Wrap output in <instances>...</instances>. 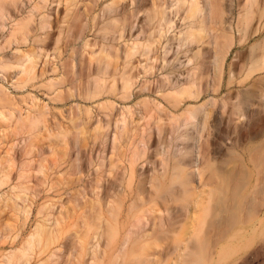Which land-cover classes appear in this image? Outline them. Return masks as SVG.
I'll list each match as a JSON object with an SVG mask.
<instances>
[{"label": "bare ground", "instance_id": "obj_1", "mask_svg": "<svg viewBox=\"0 0 264 264\" xmlns=\"http://www.w3.org/2000/svg\"><path fill=\"white\" fill-rule=\"evenodd\" d=\"M2 1L0 0V14L3 13V2L6 0ZM12 1L16 7L13 10L14 17L10 18L8 32L0 43V72L4 73L6 70L8 72V69L16 71L12 81L15 90H24L29 85L35 86L39 83V87L47 89L48 93L54 95L55 101L65 99L63 93L65 87L69 88L73 96V76L75 77L77 72L73 69L74 72L72 71L70 76L63 70L59 73V77L56 75L54 78L43 80L44 73L39 74L37 70L39 59H45L44 65L50 64L51 54L47 49L50 43L59 46V42L63 40L65 46L73 48L76 39L84 34L83 23L86 20L93 22V27L103 36L113 34L122 39L126 28L131 25L130 19L137 18V15L143 12L151 29L158 30L157 37H159L151 33L149 39L144 38L147 40L146 43L138 39L134 40L127 45L122 54L115 47L108 50L103 48L98 52H87L88 62L84 63L82 58L80 60L83 67L85 65L89 68V76L95 75L96 78L92 90L85 96L90 100L110 95L125 102L130 101L134 86L141 75L138 67H134V58L140 54L145 57L146 63L150 61V68H148L149 64L142 67L143 73L148 74L149 69L152 71L156 68L155 62L159 60L160 39L172 31L175 32L176 41H179L177 51L179 48L188 47L187 65H190L183 82H179L181 75L174 78L181 85L178 84L179 86L165 95L166 100H172L173 103L170 102L172 107L177 109L184 100H198L200 95L202 96L204 91L202 94L198 93L194 87L197 80L205 73L208 78L206 89L209 92L216 90L224 73L230 48L236 42L232 21H225L226 12L217 0H148L149 2L127 0V3H123L126 0H111L105 5L104 0ZM250 2V9L252 7L254 9L252 2L261 5L260 17L252 26V33L260 34L264 31V1L250 0ZM22 5H28V8L24 10ZM245 15V20L242 18L245 24H251L254 17L248 12ZM177 23L181 24L179 32H176ZM238 31L240 33L243 30L239 28ZM206 35L209 36L211 47L208 61L205 62L200 44L203 43ZM242 39L243 35L239 43ZM28 41L37 46L38 51L21 50L17 47L13 52L16 57L14 62L6 61L5 56H2L4 50L11 45L25 44ZM194 45L196 47L191 49ZM88 48L90 44L87 41L84 43V49ZM164 50V62L167 64L168 54L172 52L173 57L175 47ZM257 60L256 58L255 63ZM94 62L96 67L93 71ZM206 63L207 71L199 74ZM52 71L56 73V67L52 68ZM0 76L3 77L2 74ZM247 102L243 101L244 104ZM142 103L145 105V110L139 119L134 118L131 107L124 106L117 109L115 103L110 100L99 103L98 108L104 118L96 121L93 137L104 142L110 140L113 149L117 147L121 138L144 137L145 123L141 124V122H146L150 113L148 102ZM237 105L241 108L239 104ZM213 106V100L210 99L200 105L188 106L180 113L169 112L172 134H176L177 129L183 127L190 133L184 136L195 141L190 152H178L167 157H164L165 154H156L157 158L159 156L161 158L160 162H157V159L152 160L147 154L142 137L141 147L137 146L131 154L125 155L123 160L118 158L116 161L114 159L117 157L116 154H111L107 163L108 155L103 156L102 164L96 171L105 167L109 172V179L102 180L97 175L92 186L93 199L90 202L89 215L83 221V228L74 234L69 252V256L74 257L77 264H81L85 256H89L90 261L88 260L87 264H137L134 259L137 252L141 256L139 264H152L155 260L154 255L150 253L152 245L169 250L170 255H176L172 263L169 258L163 264H223L226 261L230 263L229 260L235 258L239 252L249 251L260 235L264 236V179H262L264 168L257 166L258 180L262 182L261 192L254 202H247L244 191L252 172V160L247 157L248 154H233L232 167L220 171L221 173L213 169L209 154H201L198 143L208 132L207 126ZM47 109V105H40L37 99L30 95L15 97L0 86V141L10 138L12 143L10 149H22L23 153L0 154V190L9 186L7 197L3 201L0 198L1 208H12L17 212L14 223H0V242L11 237L14 242L17 241L12 251L2 255L0 264H50L57 255L55 249L61 245L57 243L63 233V223L70 213L68 206L61 205L56 213L51 212V206H43L33 222L34 228L22 237L31 214L28 191L30 178L33 177L31 157L34 154L30 153L35 152V140L40 137L39 135L48 131ZM81 114L86 117L85 119H92V112L88 108L83 109ZM63 119L68 120L81 133V137L86 135L85 129L79 130L76 125L77 121H84L82 116L78 119L63 116ZM54 127L55 130L51 131L50 136L59 139L58 143L67 146L71 131L64 128L60 122H55ZM189 154L191 156L187 159ZM68 158L66 147L61 149L51 146L50 156L41 160L36 167L37 176L45 183L47 171L61 169L69 162ZM121 161L127 163L123 172L113 174V170L119 167L118 163ZM206 163L207 166L209 165L208 169L203 166ZM150 164L154 166L152 173L146 170ZM140 165L142 168L138 170ZM209 170L210 176L207 178L206 172ZM226 185L230 188V192L223 199L220 209L210 217L214 190ZM160 197L163 199H160V202L164 201L165 206L158 202ZM158 204L163 209H155ZM172 204L178 205L175 212L171 209ZM218 218H220L217 222L218 227L212 230V224ZM44 252H48L47 260L39 258ZM69 263L71 260L65 262V264Z\"/></svg>", "mask_w": 264, "mask_h": 264}, {"label": "rangeland", "instance_id": "obj_2", "mask_svg": "<svg viewBox=\"0 0 264 264\" xmlns=\"http://www.w3.org/2000/svg\"><path fill=\"white\" fill-rule=\"evenodd\" d=\"M6 1L3 2V13L0 14V43L8 32L11 21L10 18L12 16L14 17L13 10L16 7L12 0H9L8 2ZM217 1L220 5H222L221 7L226 12L225 21H232L236 42L230 48L229 55L225 63L224 73L218 82L216 90L214 92H209L206 89L208 82V78L205 73L208 69V65L206 63L202 70H200V72L198 71L199 74H205L201 75V78L197 80L194 87V90L198 93L202 94L203 91L204 93L202 96L200 95L198 100H184L183 104L177 109L172 107L171 103H173V101L170 99H168L169 101L166 100L165 95H167L168 92L173 91L174 87L181 85L179 82L181 83L184 81L187 69L190 65H187V55H189V53H187L188 47L185 46L179 48L177 51L179 41H176L174 36L175 32L172 31L160 39V44H158L159 60L155 62L156 68L152 71L149 69L147 72L148 74L143 73L142 67L143 65L149 64L148 68H150V61L146 63L144 61L145 57L140 54L134 58V67H138V70L141 71V75L138 78L137 84L134 86L133 95L130 101L125 102L118 97L110 95H104L94 100L86 99L85 97L86 93L92 90L91 87L96 80L94 77L95 75H90L92 77L89 76V68L85 65L84 67L81 65V58L84 60V63L89 60L87 52H98L103 48L108 50L111 49V47H115L119 50V53L122 54L127 45L134 40L138 39L140 42L146 43L147 40H144V38L149 39L151 33H155L157 37L158 30L151 29L150 24L147 22L146 14L143 12L139 13L137 18L134 17L130 19L131 25L126 28V33L123 34L124 37L122 39H119L117 35L115 36L113 34L103 36L98 33L97 28L93 27V22L86 20L83 23L84 34L81 38L78 37L76 39L75 46L73 48L65 46V42H62L63 40L59 42V46L55 43H50L48 46L46 45L47 49H49V54H51L50 64L44 65L45 59L40 58L37 67L39 74L44 73L43 80L46 78H54L56 75L59 77V73L63 70L66 73H69L70 76L73 69L77 72L75 77L73 76V96H71L69 88L65 87V92H63L65 99L62 101L53 100L54 95L48 93L47 89L39 87V83L35 84V86L29 85L24 90H15L14 87H12V81L16 75V71L8 69L9 73L7 70L4 73L0 72V75H3V77L0 76V86L7 89L11 95H14L15 97L30 95L37 99V102L40 105H47L48 108V131L39 135L40 137L35 140V152L30 153L34 154L31 157V172L33 177L30 178V189L28 191V199L31 203V214L29 216L30 221L28 220V224L23 230L22 237L34 228L33 222L38 215V211L43 206H51L52 213H56L61 205L68 206L70 213L68 214L66 221L63 223V233H61L60 241L57 243V245H61L55 249L57 255L53 261L50 262V264H65V262L69 260H71V263L69 264H77V260L74 259V257L71 258L69 256V252L71 251V242L74 239V234L83 228V221L89 215L90 202L93 199L92 186L97 179V175H99L102 180L105 178L109 179V172L105 167L101 168L98 172L96 171L102 164L103 156L108 155V159L106 160L107 163H109V157L111 154H116L117 157H114L116 161L118 158L123 160V157L127 154H131L132 150L137 148V146L139 148L141 147L140 139L143 136L136 138L133 137L132 139H128V137L121 138L115 149H113V145L110 140L104 142L101 139H95L93 137V128L96 121L100 118H104V115L98 108V104L105 100L114 102L117 109L124 106L131 107L135 119L141 118L143 110H145V105L142 102H148L147 106L150 113L148 120L146 122H141V124L145 123L144 129L146 131L143 140L146 144L147 154L150 155L152 160L157 159V162L161 158L160 156L157 158L156 154H165L164 157H167L169 154H177L178 152L186 153L190 149L192 150V147L194 146L193 142H195L184 136V134H188L189 132L183 127L178 128L176 134H172L169 112L177 111L180 113L188 106L200 105L210 99L213 100L214 106L208 121L209 126H207L208 134L205 133L203 139H201L200 142L198 141L201 154H209V159H212L210 163L213 165V169L218 173L232 167L231 158L233 154H248L247 157H250L252 160V172L249 175L248 185L244 191L246 201L254 202L255 198L258 197V194L261 192L262 182L258 180L259 169L257 166L260 165L261 169L264 168V31L260 34H253L252 26H254L257 19L260 17L261 5L260 3L257 4L256 2H252L254 9L252 7L251 9L253 10H251L250 0ZM104 2L105 5L106 3L111 2V0H104ZM125 2L127 3V0L123 3ZM147 2L149 1L147 0ZM22 6L24 10H26V7L28 8V5ZM244 6L247 8L245 9ZM247 12L250 16L254 17L253 20L255 21H252L249 25L244 22L246 16L245 14ZM32 26L33 23L29 26L30 29ZM177 26L178 28L176 29V32H179L178 30H180L181 24L178 25L177 23ZM238 27L243 31L239 33ZM248 28L249 30H247ZM242 35V42L239 43V39ZM170 40L173 41L170 42ZM87 41L90 44V48L85 50L84 43ZM17 47L21 50L35 49L38 51L37 46H34L31 41H28L25 44H13L2 53V56H5L6 61H16V57L13 52ZM170 47H175V54L173 57L172 52L168 54L167 59H169V62L166 64V62H164V48L169 49ZM195 47L196 45L192 46L191 49H194ZM210 47L209 36L206 35L204 36L203 43L200 44L205 62L208 61L207 59L209 57ZM256 58L258 60L255 63ZM54 67H56V73L52 71V68ZM95 67L96 65L94 62L93 71ZM179 75H181L180 81L176 82L177 79L174 80V78ZM70 80L71 78L68 79V81ZM243 101L248 102L247 104H244ZM254 103H256V105ZM237 104H239L241 108L237 107ZM158 105H160V107ZM246 105H248L251 110ZM155 107H157V109ZM87 108L92 112L91 120L85 119L86 117L81 114V111ZM247 108L248 110L246 111ZM61 113H63V115ZM63 116L66 118L73 117L75 119L82 116L84 121H77L76 125L79 130L80 128H84L86 135L81 137V133L78 132L74 126L68 122V120L63 119ZM166 119L169 120V122ZM55 122L62 123L64 128H68L71 131L70 141L67 146L63 143H58L59 139L50 136L51 131L55 130ZM159 128L161 131H159ZM259 128H261V130ZM233 138L235 140H233ZM11 144L10 138L0 141V154H23L22 149L11 150ZM51 146H56L61 149L66 147L69 154V162L64 164L61 169L48 170L46 173L47 177L45 179V183H43L42 178L37 176L36 167L39 165L41 160L50 156ZM190 156L191 155L189 154L187 159H189L188 157ZM21 161L22 160H20V163ZM118 165L119 167L113 170V174H119V172L122 173L127 163H123V161H121ZM203 166H206V169L209 167V165L207 166V163ZM153 167L154 166L150 164L146 169L145 165L144 170H150V173H152ZM141 168L142 165L138 167V170H141ZM209 176L210 170L206 172V177L209 178ZM262 177V179H264V175H262ZM8 192L9 186L0 190L1 201L7 197L9 194ZM229 192L230 188L227 185L226 187L219 186L214 190V199L211 203L212 210L210 212V217H212L215 212L220 209L223 199L227 197ZM76 195L77 197H75ZM160 199L162 198L160 197L158 202L165 206L164 201L160 202ZM160 204H158L155 209H163ZM1 206L2 205L0 203V223H14L17 212H15L12 208L2 209ZM171 206V209H174V212L178 208L177 204H172ZM56 207L57 209H55ZM150 207L152 209V203L150 204ZM219 219L220 218L216 219V222L212 224V230L217 229V222ZM209 220H211V218ZM212 220H214V218ZM259 237L255 240V245H252L253 247L250 248L249 251L245 253L244 251H242V253L239 252V254L235 255V258L229 260L230 263H227L226 261L223 264H264V236L261 237L260 235ZM14 241L13 237H11L8 239L5 238L3 239V242H0V260L3 254L12 251L13 247L16 246L15 243L17 241ZM152 246L153 248L150 249V253L153 254L155 258L152 264H163L169 258H171L170 263L174 261L173 259H175L176 255H170L168 252L169 250L156 247L154 245ZM47 253L48 252H44L39 258L47 260L49 256ZM75 255L76 254L74 253L73 256ZM140 257V253L137 252L134 258L137 264H139ZM88 260L89 256H85L82 259L81 264H87L86 262Z\"/></svg>", "mask_w": 264, "mask_h": 264}]
</instances>
